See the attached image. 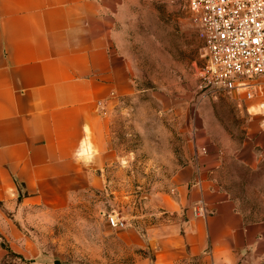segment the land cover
I'll return each mask as SVG.
<instances>
[{
    "label": "crops",
    "instance_id": "1",
    "mask_svg": "<svg viewBox=\"0 0 264 264\" xmlns=\"http://www.w3.org/2000/svg\"><path fill=\"white\" fill-rule=\"evenodd\" d=\"M123 15L124 0H0V264L44 260L19 228L30 210L64 211L77 195L103 189L118 158L114 112L137 93L117 43ZM248 108L262 110L264 95ZM197 133L151 222L127 223L118 237L152 253L138 264H257L264 221H248L219 187L224 145L210 130ZM241 152L242 163L260 161L264 119L250 123ZM200 203L207 215L194 218Z\"/></svg>",
    "mask_w": 264,
    "mask_h": 264
},
{
    "label": "rangeland",
    "instance_id": "2",
    "mask_svg": "<svg viewBox=\"0 0 264 264\" xmlns=\"http://www.w3.org/2000/svg\"><path fill=\"white\" fill-rule=\"evenodd\" d=\"M190 16L189 0H124L117 43L130 61L137 93L114 112L118 158L107 167L102 190L77 195L64 211H29L33 217L19 228L45 258L21 264H138L137 256L151 257L148 250L124 246L118 235L125 228H113L109 218L142 228L151 222L156 197L169 191L191 142L202 137L197 131L205 129L224 145L217 184L249 220L264 221V155L258 163L239 160L250 123L264 119V108H248L264 95V75L251 80L258 91L251 99L247 88L205 87L209 59Z\"/></svg>",
    "mask_w": 264,
    "mask_h": 264
},
{
    "label": "built area",
    "instance_id": "3",
    "mask_svg": "<svg viewBox=\"0 0 264 264\" xmlns=\"http://www.w3.org/2000/svg\"><path fill=\"white\" fill-rule=\"evenodd\" d=\"M189 9L209 59L204 86L236 93L247 88V97L254 98L258 91L250 82L264 75V0H189ZM191 211L194 218L207 215L202 203ZM109 222L126 227L116 216Z\"/></svg>",
    "mask_w": 264,
    "mask_h": 264
},
{
    "label": "trees",
    "instance_id": "4",
    "mask_svg": "<svg viewBox=\"0 0 264 264\" xmlns=\"http://www.w3.org/2000/svg\"><path fill=\"white\" fill-rule=\"evenodd\" d=\"M237 206V205H236ZM238 209V208H237ZM239 211V210H238ZM240 212V211H239ZM243 216H245L242 212H240ZM245 218L248 220V221H251V222H258V221H252V220H249L246 216ZM22 260V259H21Z\"/></svg>",
    "mask_w": 264,
    "mask_h": 264
}]
</instances>
